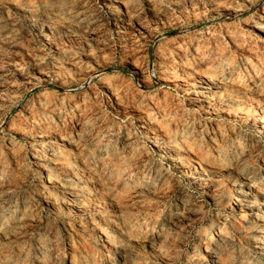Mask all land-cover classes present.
Masks as SVG:
<instances>
[{"label":"rangeland","instance_id":"374dc122","mask_svg":"<svg viewBox=\"0 0 264 264\" xmlns=\"http://www.w3.org/2000/svg\"><path fill=\"white\" fill-rule=\"evenodd\" d=\"M0 264H264V0H0Z\"/></svg>","mask_w":264,"mask_h":264}]
</instances>
